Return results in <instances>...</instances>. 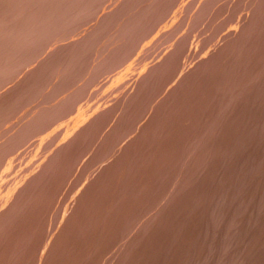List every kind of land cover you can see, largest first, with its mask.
<instances>
[{
    "label": "rangeland",
    "instance_id": "1",
    "mask_svg": "<svg viewBox=\"0 0 264 264\" xmlns=\"http://www.w3.org/2000/svg\"><path fill=\"white\" fill-rule=\"evenodd\" d=\"M262 180L264 0H0V264H264Z\"/></svg>",
    "mask_w": 264,
    "mask_h": 264
},
{
    "label": "bare ground",
    "instance_id": "2",
    "mask_svg": "<svg viewBox=\"0 0 264 264\" xmlns=\"http://www.w3.org/2000/svg\"><path fill=\"white\" fill-rule=\"evenodd\" d=\"M22 1V0H21ZM20 3V2H19ZM23 4V3H22ZM43 4V3H42ZM19 5V4H18ZM40 7V6H39ZM37 8V7H36ZM77 8V7H76ZM20 9H22V6H21V8ZM81 7H80V11H81ZM24 10V9H23ZM41 10H42V8H41ZM75 10V9H74ZM77 10V9H76ZM83 10V9H82ZM8 11V10H7ZM13 11V10H12ZM30 11V10H29ZM38 11V10H37ZM86 11V10H85ZM33 12H34V9H33ZM32 12V13H33ZM76 12V11H75ZM9 13V12H8ZM78 13V12H77ZM2 14V13H1ZM15 14V13H14ZM21 14V13H20ZM28 14V13H27ZM31 14V13H30ZM79 14V13H78ZM16 15V14H15ZM11 16V15H10ZM14 16V15H13ZM18 16V15H17ZM32 16V15H31ZM34 16V15H33ZM2 18V17H1ZM45 18V17H44ZM12 19H13V17H12ZM35 19V18H34ZM43 19V18H42ZM11 20V19H10ZM31 20V19H30ZM44 20V19H43ZM36 21V20H35ZM44 21H46V20H44ZM2 22V21H1ZM40 21H38V23H39ZM42 22V21H41ZM30 24V23H29ZM29 24H27V25H29ZM42 24H43V22H42ZM23 25V24H22ZM47 25V24H46ZM22 27V26H21ZM12 28V27H11ZM18 28V27H17ZM23 28H25V27H23ZM30 28V27H29ZM32 28V27H31ZM36 28V27H35ZM13 29H14V27H13ZM22 29V28H21ZM34 29V28H33ZM45 29V28H44ZM30 30V29H29ZM36 30V29H35ZM46 30V29H45ZM23 31V30H22ZM41 31V30H40ZM11 32V31H10ZM34 32V31H33ZM25 33H26V31H25ZM13 34V33H12ZM9 35V34H8ZM7 35V36H8ZM20 35V34H19ZM28 35V34H27ZM30 35H32V34H30ZM6 36V37H7ZM10 36H11V34H10ZM20 37V36H19ZM33 37V36H32ZM17 39V38H16ZM22 39V38H21ZM27 39V38H26ZM19 40V39H18ZM31 40V39H30ZM16 42V41H15ZM31 42V41H30ZM30 45H31V43H30ZM9 47H11V46H9ZM50 47V46H49ZM14 49V48H13ZM21 49V48H20ZM12 51V50H11ZM14 51V50H13ZM16 52V51H15ZM8 53V52H7ZM11 53V52H10ZM5 54V53H4ZM3 54V55H4ZM18 56V55H17ZM12 57V56H11ZM10 57V58H11ZM14 57V56H13ZM3 59V58H2ZM262 181H264V180H262ZM259 184V183H258ZM261 184V183H260ZM258 186V185H257ZM248 194V193H247ZM246 197V196H245ZM247 198V197H246ZM243 199V198H242ZM263 199V198H262ZM261 200V199H260ZM261 202H262V200H261ZM263 203V202H262ZM258 205V204H257ZM264 205V204H263ZM260 206V205H259ZM258 206V207H259ZM262 207V206H261ZM260 208V207H259ZM258 262V261H257ZM264 263V262H263Z\"/></svg>",
    "mask_w": 264,
    "mask_h": 264
}]
</instances>
